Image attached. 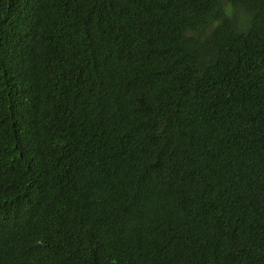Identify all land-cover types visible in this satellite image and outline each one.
Returning a JSON list of instances; mask_svg holds the SVG:
<instances>
[{
	"label": "trees",
	"instance_id": "trees-1",
	"mask_svg": "<svg viewBox=\"0 0 264 264\" xmlns=\"http://www.w3.org/2000/svg\"><path fill=\"white\" fill-rule=\"evenodd\" d=\"M0 264H264V0H0Z\"/></svg>",
	"mask_w": 264,
	"mask_h": 264
}]
</instances>
